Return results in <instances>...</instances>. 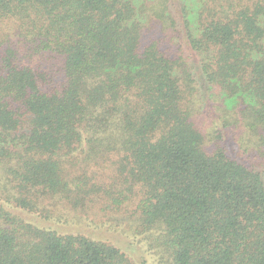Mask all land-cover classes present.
<instances>
[{
  "label": "trees",
  "instance_id": "16d2710c",
  "mask_svg": "<svg viewBox=\"0 0 264 264\" xmlns=\"http://www.w3.org/2000/svg\"><path fill=\"white\" fill-rule=\"evenodd\" d=\"M0 264H264V0H0Z\"/></svg>",
  "mask_w": 264,
  "mask_h": 264
}]
</instances>
